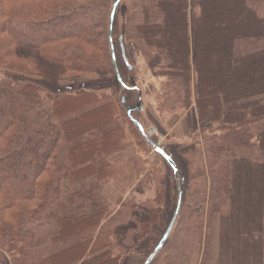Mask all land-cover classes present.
Listing matches in <instances>:
<instances>
[{
	"label": "trees",
	"instance_id": "obj_1",
	"mask_svg": "<svg viewBox=\"0 0 264 264\" xmlns=\"http://www.w3.org/2000/svg\"><path fill=\"white\" fill-rule=\"evenodd\" d=\"M62 1H67L64 6H43ZM72 1L0 0V59L14 50L28 52L26 60L36 57L50 66L30 73L41 80L108 67L114 75L108 41L113 2L107 39L101 44L104 19L95 13L98 5L90 10ZM132 1L126 33L138 42L156 76L167 78L160 93L164 112L191 110L204 127L220 121L231 128L220 140L212 135L206 139L205 159L198 147L189 148L191 165L197 167L191 174L195 211L179 223L180 210L176 229L182 234L187 221L184 245L175 259L169 257L163 264H192L186 255L194 240L209 230L206 218L214 216L218 219L213 264H264V44H259L264 39V12L259 17L253 7L263 0ZM115 23L116 15L112 43L119 68ZM213 36L214 49L205 50L202 44L213 42ZM248 41L254 44L244 53L241 44ZM93 50L106 52L99 57ZM118 86L117 98L83 89L74 95L51 93L33 78L0 80V250L9 264H119L133 248L122 250L124 238L114 219H108L110 203L103 194L119 170L111 157L128 147L130 139L137 149L146 144L127 116L137 103V92ZM137 113L132 117L145 130ZM236 132L254 139L251 149L261 162L237 154L232 146L241 148L244 142ZM161 150L175 163L167 149ZM181 178L175 182L179 188L185 183ZM161 194L159 190L154 203L160 202ZM159 213L158 208L147 211L137 240L149 232ZM167 225L153 246L147 240L141 264ZM49 226L55 232L46 233ZM206 260L202 257L199 264Z\"/></svg>",
	"mask_w": 264,
	"mask_h": 264
},
{
	"label": "rangeland",
	"instance_id": "obj_2",
	"mask_svg": "<svg viewBox=\"0 0 264 264\" xmlns=\"http://www.w3.org/2000/svg\"><path fill=\"white\" fill-rule=\"evenodd\" d=\"M194 1L196 3L197 0ZM66 2H52L43 6L50 9L59 5L64 6ZM111 2H114V0L72 1L75 6L83 5L90 10H93L92 8H94V4L98 5L95 13H99L104 19L103 25L99 30L101 34L103 32V35L105 36H102L99 40V43L101 42V44H105V40L107 39L105 30L108 22V10ZM89 5L92 6L88 7ZM253 7L257 9L256 12L259 17H263L264 4H258V6L256 5ZM132 13L133 1L121 0L116 9V23L114 26V37L116 40L115 46L117 44L115 50L118 60V69L127 85H131L132 82H135L140 89L142 108L136 112H138L137 118L145 124V131L147 135L160 148L164 147L173 155V159L178 165L180 173L177 175L174 173L172 174L171 170L162 160L161 156L147 142L141 146V149H137L135 142L130 139L127 144L128 147L118 152L117 155L111 157L113 162L118 164L119 170L104 186L103 194L110 203L111 213L109 214L108 219L110 217L114 219V226L117 227L122 238H124L121 240V245L124 244V248H122V250L125 252L128 245H133V248L128 249L119 264H141L145 258V253L148 252L144 251L147 247V240L148 242L149 240L153 242L152 246L156 243L161 232H163L165 225H167L166 222L168 217H170L171 213L174 211L176 205V195L179 188L176 186L175 182L181 177H183L185 183L181 182L180 185L184 192L182 195L180 208L182 213L179 223H181V220L183 221V218L186 219L187 217H191L193 215L195 211V202L193 199L194 196H196V191L191 185L195 183V181L191 180V174L192 171H197V167L191 165V162L193 161V151L189 148L198 147L205 159L206 139L212 135L216 141L219 137L225 134L226 130L231 129L229 127L230 125H223L220 121H211V123H209V127L211 128H208L207 126L204 127V124L201 121L196 120V114H194L191 110L188 113L179 111L178 114L164 112L161 108L162 98H160V93L162 85L165 83V79L167 78H158L156 76V73L150 68L148 62L144 59L138 42L135 39H131L126 33L127 22L130 18V14ZM192 13L194 17L198 14V8L196 6L192 9ZM0 39H2V35L0 36ZM118 43L122 45L123 53L121 47H118ZM214 43L215 40L213 36V42L210 39H207L204 44H202V47L205 50H212L214 49ZM253 44V41L241 44L243 52H250ZM259 44H264V39L261 40ZM106 50L108 52L107 46ZM106 50H93V52L95 55H99L100 57L101 54L106 52ZM28 56V52L17 53V51L14 50L8 53L7 56H5L6 58L0 59V80L6 78L7 76L22 77L26 79L33 78L40 80L42 85L51 93L64 92L74 95L77 90L83 89L109 97H113L115 95L117 98L119 97L118 94L120 93L118 82L117 80H114L115 78L110 70V67L107 68V71H89L79 75L76 73H67L62 75V79L56 80L55 78L46 77L41 80V78L36 76V74L30 75V73H39L41 70L44 72V70H46V68H50V66L47 63L38 60L36 57L35 60H26L24 57ZM246 125L251 124L246 123ZM244 127L245 125L243 123L240 125L238 132L243 131ZM238 134L239 133L235 136L240 139L242 138L244 146L241 148L237 145L232 146L237 154L243 156L244 158L248 157L257 162H261V157H258V155L251 149V143L254 139L249 137L244 138V134H242V136H239ZM128 136H132L131 132ZM41 180L45 181L47 180V177H44V179L41 178ZM210 186L211 183L209 181L207 196L209 195ZM159 190L162 191V194L160 195L161 199L160 202L156 204L154 203V200ZM206 205L208 206V203H206ZM156 208L160 211L158 219L150 226L149 232L143 235V238L137 240V230L145 220L147 211ZM117 214L120 215L117 216ZM179 215L169 237L151 264H163V261L165 262L169 259V257L175 259L178 255L177 249L180 248L181 244L184 245V241L182 243L181 241L185 236L188 226L186 224L187 221L182 224V234H180V229H176ZM108 219L107 221L109 222ZM217 219V216H214L212 219L209 217L206 218L205 221L209 224V230L203 231L201 236L194 240L195 243L191 245L190 252L186 255V257H192V264H199L201 258L204 256L207 258V264L214 263L217 252ZM111 221L113 220L111 219ZM239 226L240 225L238 223V235L240 233ZM46 230V233L55 232L54 226H49ZM175 248L176 251H174ZM232 261L235 260L233 259ZM6 263L9 264L8 257L3 250H0V264Z\"/></svg>",
	"mask_w": 264,
	"mask_h": 264
},
{
	"label": "water",
	"instance_id": "obj_3",
	"mask_svg": "<svg viewBox=\"0 0 264 264\" xmlns=\"http://www.w3.org/2000/svg\"><path fill=\"white\" fill-rule=\"evenodd\" d=\"M121 0H115L111 6V11H110V16H109V23H108V41H109V48H110V55H111V62H112V68H113V72L115 75V78L117 80V82L126 90H135L138 94L137 96V103L134 107L129 108L127 110V116L129 118V120L135 125V127L138 129L139 133L141 134V136L144 138V140L162 157L165 159V161L169 164V166L172 168L174 174H178L179 171L176 167V165L174 164V162L171 160L170 157H168L167 155H165V153L161 150V148L153 143L150 138L148 137L146 131L144 130L143 126L132 117V113L140 110L142 108V98H141V92L140 89L138 88V86L136 85L135 82L131 83V86H127L123 80L120 77L118 68H117V64H116V60H115V52H114V47H113V43H112V29H113V22H114V18L116 15V9L119 5ZM122 53H123V47H121ZM124 102V99L122 98V103ZM182 195H183V189L180 186L179 190H178V194H177V200H176V205L173 211V214L168 222V225L164 231V233L161 236V239L159 240L158 244L156 245V247L154 248V250L151 252V254L147 257V259L145 260V262L143 264H150L152 262V260L155 258V256L157 255V253L161 250V248L163 247L164 243L166 242L167 238L169 237L175 222L178 218L179 215V211L181 208V203H182Z\"/></svg>",
	"mask_w": 264,
	"mask_h": 264
},
{
	"label": "bare ground",
	"instance_id": "obj_4",
	"mask_svg": "<svg viewBox=\"0 0 264 264\" xmlns=\"http://www.w3.org/2000/svg\"><path fill=\"white\" fill-rule=\"evenodd\" d=\"M149 137V136H148Z\"/></svg>",
	"mask_w": 264,
	"mask_h": 264
}]
</instances>
